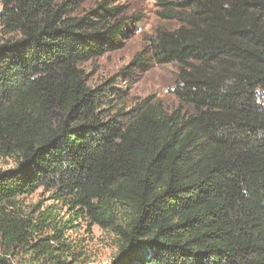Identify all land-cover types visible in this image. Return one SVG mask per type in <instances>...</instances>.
Returning a JSON list of instances; mask_svg holds the SVG:
<instances>
[{
  "label": "trees",
  "instance_id": "1",
  "mask_svg": "<svg viewBox=\"0 0 264 264\" xmlns=\"http://www.w3.org/2000/svg\"><path fill=\"white\" fill-rule=\"evenodd\" d=\"M152 1L175 26L132 64L176 67L171 111L115 107L118 79L80 66L123 47L127 6L0 0V264H75L79 220L112 235L109 264H264V0ZM38 189L55 203L24 213Z\"/></svg>",
  "mask_w": 264,
  "mask_h": 264
},
{
  "label": "rangeland",
  "instance_id": "2",
  "mask_svg": "<svg viewBox=\"0 0 264 264\" xmlns=\"http://www.w3.org/2000/svg\"><path fill=\"white\" fill-rule=\"evenodd\" d=\"M101 0H74L75 13H84L95 8ZM114 4H122L129 8L130 13L140 16L137 27L130 37L126 39L122 48L104 53L96 58L81 63V68L88 75V83L91 86L113 78L118 79L117 88H120V98L113 100L115 107H132L135 103L145 99L154 98L163 103V106L171 111L177 108L178 103L172 94L175 85L176 67L172 64H150L147 68H134L132 61L140 53L147 55L146 48L148 38L158 28H171L175 24L159 19L152 0H114ZM0 28V39L5 38ZM133 72L130 77H123V72ZM187 109V107H185ZM10 159H0V168L12 167ZM50 192L38 189L27 196L21 206L24 213L30 214L34 209H43L52 203ZM56 214L67 219L70 212L66 207L58 205ZM71 239L80 243V249L84 253L75 264H109L115 254L112 235L100 229L97 225L88 228L82 220L75 221V228L69 230ZM13 264H29L23 257L12 258Z\"/></svg>",
  "mask_w": 264,
  "mask_h": 264
}]
</instances>
